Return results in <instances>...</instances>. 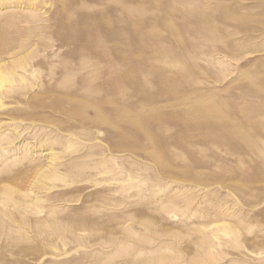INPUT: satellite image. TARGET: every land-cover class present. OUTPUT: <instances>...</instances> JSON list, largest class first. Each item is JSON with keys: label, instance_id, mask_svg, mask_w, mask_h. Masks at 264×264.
<instances>
[{"label": "rangeland", "instance_id": "374dc122", "mask_svg": "<svg viewBox=\"0 0 264 264\" xmlns=\"http://www.w3.org/2000/svg\"><path fill=\"white\" fill-rule=\"evenodd\" d=\"M0 264H264V0H0Z\"/></svg>", "mask_w": 264, "mask_h": 264}]
</instances>
